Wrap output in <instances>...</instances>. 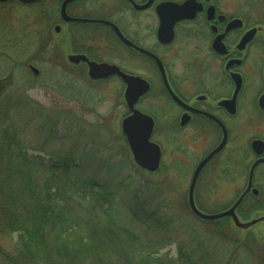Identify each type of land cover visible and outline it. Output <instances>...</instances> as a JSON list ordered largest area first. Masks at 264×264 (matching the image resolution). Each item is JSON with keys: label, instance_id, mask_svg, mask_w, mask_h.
<instances>
[{"label": "flooded vegetation", "instance_id": "obj_1", "mask_svg": "<svg viewBox=\"0 0 264 264\" xmlns=\"http://www.w3.org/2000/svg\"><path fill=\"white\" fill-rule=\"evenodd\" d=\"M8 4L58 16L59 23L53 26L62 38L49 43L50 50L45 48L51 64L43 60L41 69L48 74H78L88 83L86 87L79 85L76 93L66 94L69 102L63 99L60 104L61 127H78L74 140L84 125L80 126L78 114L72 107L69 112L68 106L81 101L84 109L75 104L81 115L84 110L94 114L103 100L98 87L93 86H107L114 110L107 116L127 156L132 158L122 122L132 117L137 134H145L151 123L148 140L161 151L156 172L164 163V141L176 142L175 149L181 144L191 147L190 155L195 159L192 174L210 155L200 167L194 201L202 174L223 173L210 180L213 186L207 200L220 187L225 204L221 211L236 205L237 217L251 225L236 228L230 216L217 220L238 229L239 244L247 254L262 252L264 0H39L30 4L10 1L0 6ZM58 46L63 49L60 57L51 56ZM91 63L109 68L93 70ZM53 66L61 70H45ZM28 68L35 76L42 73L32 64ZM89 74L110 75L92 78ZM101 141L95 142V147ZM88 151L99 152L94 146ZM173 159L179 165L188 164L186 159ZM235 250L232 252L237 253Z\"/></svg>", "mask_w": 264, "mask_h": 264}, {"label": "rangeland", "instance_id": "obj_2", "mask_svg": "<svg viewBox=\"0 0 264 264\" xmlns=\"http://www.w3.org/2000/svg\"><path fill=\"white\" fill-rule=\"evenodd\" d=\"M52 11H55L54 7ZM57 17V15H48L41 9L37 11L36 8L18 6V4L0 6V92L4 95L3 91L10 90L13 94H22L32 110H35L32 116L29 114L28 121L20 122L19 117L14 119L11 131L26 147L27 159L34 164L33 174L40 179L38 187L41 189L44 186L45 179H49L50 184L54 186L61 171L58 169V174L54 173L56 177L52 179L51 168L58 167V164L65 166L68 162L74 165L75 169H68L66 178L70 177L69 180L64 178L65 175L61 177L62 183L59 182V186L65 189L57 198L64 207L68 205L74 208L73 216L82 215L85 218L91 213L86 204L83 209V201L79 202L78 198L80 193L90 195L92 192L91 196L97 198L95 204L103 212L109 207L103 196L109 194V198L112 199L111 210L124 224L129 223L138 207L144 212L142 214L151 217V220L156 219L162 223L172 222V225L168 226L169 232L165 234L166 238L172 236L173 240L159 250L157 257L160 256L161 261L158 264H190V262L197 264L204 255L212 264H216L214 260L218 256L221 259L217 264H264V247L261 253L247 254L249 253L247 249L241 248L239 244L241 238L238 229L225 223L219 222L215 225L216 221L202 220L189 209L188 185L195 162L190 155L189 145L181 144V148L175 149L176 142L164 141V163L158 172L148 175L135 168V163L134 165L131 163L132 158L130 159L124 151L123 143L120 142L122 139L116 136L113 123L107 116L108 113L114 114L111 102L108 101L107 86L103 84L93 86L98 87L99 97L103 100L101 104L99 102L94 114L84 110L82 116V110L79 108L85 107L81 106V101L75 100L74 106L71 104L68 106L69 112L72 107L73 112L78 114L80 126L84 125L75 140L78 129L76 125L73 128L64 127L67 131L61 127V123L64 122L61 119L60 104L63 99L66 103L69 102V98L64 96L72 92L76 93L79 85L86 87L88 83L78 74H48L41 69L43 60L45 64H51L47 59L49 43L59 42L62 38L61 31H54L53 24L59 23ZM47 46L49 50L45 52ZM61 50H63L61 46L55 47L50 54L60 57ZM28 64H32L42 73L35 76L29 70ZM45 70H61V67L53 66ZM76 102L79 108L75 106ZM2 105L3 102H0V107ZM102 117L105 118L97 124L96 119ZM102 135L106 138H101ZM101 139V143H97L98 146L95 147V142ZM93 146L99 152L88 153ZM84 149L87 151L85 154L81 153ZM71 153L73 158L65 160L64 158H69L67 156ZM173 158H177V162L179 158L186 159L188 164L179 165L173 162L175 161ZM221 176H223L221 172L209 174L208 171L200 176L195 191L197 198L195 204L200 211L214 213L223 210L225 204H223L224 199L221 198L220 187L215 189L213 196L210 197L215 200H207L210 194L208 191L213 186L210 180ZM72 182L73 187H66V184ZM88 189H91L90 193ZM154 197H156L154 200H149ZM159 205L163 210L156 213L160 208ZM89 216L94 218L93 213ZM148 226L151 230L145 235L150 236L153 228L150 224ZM133 229L131 225L127 231L134 233L135 231H131ZM14 237V235L12 239L0 237V243L5 250L9 252L12 250ZM233 250L237 253H233Z\"/></svg>", "mask_w": 264, "mask_h": 264}, {"label": "trees", "instance_id": "obj_3", "mask_svg": "<svg viewBox=\"0 0 264 264\" xmlns=\"http://www.w3.org/2000/svg\"><path fill=\"white\" fill-rule=\"evenodd\" d=\"M3 93L0 92V102H3L0 107V237L12 239L14 235L15 242L10 252L0 243V264L160 263L161 258L157 257L159 250L173 240L172 236L166 238L165 234L169 232L168 226L172 222L151 220L138 207L129 223L124 224L111 210L112 199L109 194L103 196L109 203L108 209L103 212L95 204L97 198L91 196V189H88L90 195L77 194L80 195L79 202L83 201V209L86 204L94 218L89 216L91 213L85 218L82 215L73 216L74 208L68 205L64 207L57 198L65 189L59 186L61 177L65 175L66 178L69 168L75 169L68 162L65 166L58 164V167L51 168L52 179H55L54 173L58 174V169L61 171L57 182L52 180L56 182L54 186L49 179H45L44 186L41 189L38 187L40 179L33 174L34 164L27 159L26 147L11 131L14 119L19 117L20 122L28 121L29 114L32 116L35 110H32L22 94H13L10 90ZM67 157L64 159L68 161L73 158V154ZM72 184H66V187H73ZM159 206L156 213L163 210ZM219 222L224 224L223 220H217L215 225ZM148 224L153 228L150 236L145 235L151 230ZM131 225L134 233L127 231ZM178 249L181 252L180 246ZM220 259L218 256L215 263ZM199 260L197 264H212L205 255Z\"/></svg>", "mask_w": 264, "mask_h": 264}, {"label": "water", "instance_id": "obj_4", "mask_svg": "<svg viewBox=\"0 0 264 264\" xmlns=\"http://www.w3.org/2000/svg\"><path fill=\"white\" fill-rule=\"evenodd\" d=\"M10 1H17V2L22 3V4H30L32 2L39 1V0H0V3H7ZM62 12H64V5H62L61 14H62ZM69 19L72 21L77 20V19H71V18H69ZM58 29L59 28H56V31H58ZM91 64H92L91 69H93V70H101L102 71V70H106L109 68L107 64H93V63H91ZM33 70H35V69H33ZM109 75L110 74H89V76L92 78H105ZM119 75H121L123 78H126L125 74H119ZM142 117L145 118V116H142ZM133 118H135V117L125 119L122 122V130H123V133L126 137L129 149L131 151L133 162L139 168L146 170L148 173H154L155 171L158 170L159 165H160L161 151H160L159 146L156 143H153V142L148 140V137H149V134L151 131V127H152L151 123L149 122L148 127H147V131L145 132V134H142V135L137 134L132 129V126L134 124L130 120ZM144 130H145V127H144ZM209 156H207L199 164V166L195 169L194 173L192 174L190 184L188 187V193H187V200H188L189 209L191 210V212L195 216H197L198 218H200L202 220L213 221L216 219H221V218L226 217V216H230L232 218L234 227H236V228L242 227L244 229L245 227L250 226L251 225L250 223H247V224L242 223L240 221V219L237 217L235 210H234L236 205H233L231 208L224 210V211H221V212H218V213H204L197 208L195 201H194L195 185H196V181L198 178L200 167L202 166V164L206 161V159ZM238 202H239V200L236 203H238Z\"/></svg>", "mask_w": 264, "mask_h": 264}]
</instances>
